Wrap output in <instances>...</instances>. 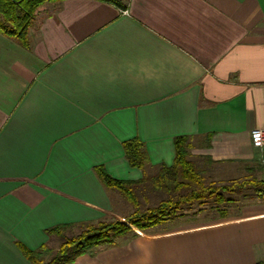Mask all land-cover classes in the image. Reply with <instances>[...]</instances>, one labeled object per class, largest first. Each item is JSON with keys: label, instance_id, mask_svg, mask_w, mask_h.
<instances>
[{"label": "crops", "instance_id": "1", "mask_svg": "<svg viewBox=\"0 0 264 264\" xmlns=\"http://www.w3.org/2000/svg\"><path fill=\"white\" fill-rule=\"evenodd\" d=\"M118 1L45 2L27 46L0 33V264H30L19 244L38 249L51 227L121 217L97 169L141 179L127 142L151 169L173 165L181 136L217 174L264 166L250 136L264 129V0ZM173 224L72 264L264 261V201Z\"/></svg>", "mask_w": 264, "mask_h": 264}, {"label": "trees", "instance_id": "2", "mask_svg": "<svg viewBox=\"0 0 264 264\" xmlns=\"http://www.w3.org/2000/svg\"><path fill=\"white\" fill-rule=\"evenodd\" d=\"M59 1L62 0H0V33L27 46L36 10L45 2ZM99 1L121 7L118 0ZM191 149L189 137H178L173 165L151 169L144 145L138 141L125 143V157L131 167L142 171V178L118 180L102 168L97 173L103 184L122 195L131 208L119 218L51 227L46 234L50 239H60L58 247L48 242L31 250L19 244L23 255L30 264H72L84 254H94L96 249L116 246L124 235L134 237L137 231L198 215L205 219L227 218L241 214L255 201H264V178L260 176L263 165L244 164L240 177L214 179L218 164L208 156L191 157Z\"/></svg>", "mask_w": 264, "mask_h": 264}, {"label": "rangeland", "instance_id": "3", "mask_svg": "<svg viewBox=\"0 0 264 264\" xmlns=\"http://www.w3.org/2000/svg\"><path fill=\"white\" fill-rule=\"evenodd\" d=\"M35 16V15H34ZM34 20V18H33ZM33 20H32V23H33ZM235 171V170H234ZM232 170H228L226 172H223L222 174H217L215 172V175L213 176L214 179H227L228 177L229 178H236V177H240L242 172H234ZM261 177H263V174L260 175ZM116 195H115V199H116V202L118 205H120V211H122L125 207V205L127 206V208H131L130 204L126 201V199L120 195L117 191H115ZM122 205V206H121ZM122 207V209H121ZM173 222H170V223H166V225L162 224L160 226H157V227H154V229H158L159 227H173ZM153 229V228H152ZM128 237V235H124V236H121L119 239H118V242L120 241H123L124 239H126ZM49 245L53 248H56L58 247L59 243H60V239L56 238V237H52L49 241ZM115 247V246H114ZM105 248H113V247H101L99 249H96L95 252H99L100 250L102 249H105ZM94 252V253H95Z\"/></svg>", "mask_w": 264, "mask_h": 264}, {"label": "built area", "instance_id": "4", "mask_svg": "<svg viewBox=\"0 0 264 264\" xmlns=\"http://www.w3.org/2000/svg\"><path fill=\"white\" fill-rule=\"evenodd\" d=\"M252 144L257 148H264V129H255L250 134Z\"/></svg>", "mask_w": 264, "mask_h": 264}]
</instances>
